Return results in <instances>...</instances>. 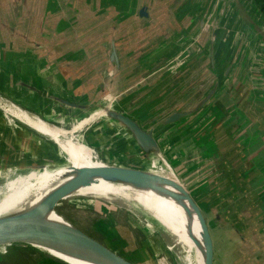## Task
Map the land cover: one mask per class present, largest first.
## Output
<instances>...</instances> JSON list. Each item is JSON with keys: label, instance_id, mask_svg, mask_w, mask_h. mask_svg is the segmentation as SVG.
Listing matches in <instances>:
<instances>
[{"label": "crops", "instance_id": "crops-1", "mask_svg": "<svg viewBox=\"0 0 264 264\" xmlns=\"http://www.w3.org/2000/svg\"><path fill=\"white\" fill-rule=\"evenodd\" d=\"M0 97L52 127L115 101L161 156L101 119L77 134L100 161L163 167L199 207L213 264H264V17L252 0H0ZM19 123L0 111V169L62 162L52 140Z\"/></svg>", "mask_w": 264, "mask_h": 264}, {"label": "bare ground", "instance_id": "bare-ground-1", "mask_svg": "<svg viewBox=\"0 0 264 264\" xmlns=\"http://www.w3.org/2000/svg\"><path fill=\"white\" fill-rule=\"evenodd\" d=\"M0 104L7 113L26 122L31 129L52 140L57 145L63 161L76 170L73 174L65 167L55 168L56 161H49L42 165L30 166V169L21 166L0 171V227L73 230L75 227L72 228L73 226L56 212L52 210L42 212L41 208L50 195L62 187L79 182L65 199L94 198L151 217L167 234L172 243L170 249L184 255L185 264H189L190 257L192 264H204V245L197 217L182 194V185L172 179L170 174L162 169L163 167L157 166L155 170L129 168L132 171L143 172L145 179L137 189L130 185H118L114 180L118 173L123 174L124 171H113L114 167L102 163L96 152L86 145V138L80 135L74 140L63 139L67 134L62 126L52 127L8 101L0 100ZM100 111V115L94 113L80 123L72 125L71 128L80 129L76 131L79 133L103 118L118 125V120L107 116V111L129 117L120 112L116 105L105 107ZM160 156L157 155L156 158ZM126 169L122 170L128 171ZM93 170L100 173H90ZM36 247L65 264H96L64 251Z\"/></svg>", "mask_w": 264, "mask_h": 264}, {"label": "water", "instance_id": "water-1", "mask_svg": "<svg viewBox=\"0 0 264 264\" xmlns=\"http://www.w3.org/2000/svg\"><path fill=\"white\" fill-rule=\"evenodd\" d=\"M138 17L140 19L145 20L149 19V13L146 6L140 8V10L138 11ZM203 24L204 22L201 21V26ZM108 55L111 72L115 75L119 71V63L117 53L112 41L109 44ZM216 88L217 86L208 93L205 99H203V101L199 103L198 106H203L204 104H206L213 97ZM0 100L2 99L0 98ZM60 102L65 106L71 108L83 109L85 111L90 110L89 106L75 105L67 101ZM105 103L108 104V101H105ZM100 109H105V107H95V110ZM0 111H2L8 116H11V118L30 128V126L27 125L26 122L21 121L14 115L7 113L6 109L1 104ZM186 115H188V112L172 113L169 117L164 119L162 124L170 125L176 123L180 119L184 118ZM107 116L115 117L118 120V125L123 127L129 133L132 140L136 143L138 148L144 154H160V149L155 139L152 137L151 131H145L144 129H142V127L138 125L136 121L120 113L107 111ZM58 167H65L70 173L73 174L74 172H76L73 166L69 165L68 163H65L63 160L55 168ZM122 169H126L128 171ZM113 171H124L123 174L118 173L116 179L114 180V182L118 185H130L132 188L137 189L138 185L142 182V180L145 179V174L143 172H138L139 170L132 171L128 167H114ZM91 172L100 173L97 170L90 171V173ZM77 183L79 184V182ZM78 184L75 183L67 185L50 195L42 205V212L45 210H52L53 212H56V214L61 216L66 222H68L63 217V215H61L60 210L55 208L56 206L58 208L60 205H62V202L68 201L64 199L70 194V192H72V190H74V188ZM181 191L197 217L204 245V264H213V244L206 221L199 207L197 206L195 201L190 197L188 192L184 188ZM14 245H28L39 250L40 253H38L36 257H31L30 254L17 253L14 248L12 250H8L9 247H12ZM36 246L64 251L71 255L80 257L96 264H154L146 256H144L142 252L135 249H131V246H119L114 241L107 239L101 241L78 227H75V229L69 231H61L56 229H31L28 227L13 226L0 227V264H29L31 260H36L35 264H65L50 256L45 251L37 248Z\"/></svg>", "mask_w": 264, "mask_h": 264}, {"label": "rangeland", "instance_id": "rangeland-1", "mask_svg": "<svg viewBox=\"0 0 264 264\" xmlns=\"http://www.w3.org/2000/svg\"><path fill=\"white\" fill-rule=\"evenodd\" d=\"M111 105L115 107L117 103L112 100L107 104L104 101L96 107L103 108ZM94 112L97 115L101 114L100 110H95ZM82 120L83 119H79L78 117H75L73 120L69 119L70 126L66 124L65 127H63V130H65L67 134V137L63 139H76L78 137V132L76 131L80 129H72L71 124H78V122L80 123ZM103 120L107 121L104 118ZM88 148L92 149L91 147ZM60 156L63 159L61 154ZM156 156L157 155H154V157ZM149 165L150 161L144 168H148ZM0 171H5V169H0ZM179 183L181 182L179 181ZM80 199L84 202L78 201ZM65 200L68 201L62 202V205L58 208L56 206L55 209L60 210L61 215L63 214L64 218L73 226L88 232L95 238L101 241H104V239L111 240L119 246H131V249L135 250V246L145 248L148 255L156 258L154 259V262L157 264L186 263L183 259L184 255L182 256L179 252H177V250L170 249L172 243L167 234L151 217L143 216L141 214L139 215L137 211H128L94 198L74 197ZM152 231L155 232L153 233ZM129 243L131 245H128ZM13 248L17 251V253L30 254L31 257H36L38 253H40L39 250L28 245H14L9 247L8 250H12ZM192 262L193 261H191L190 257L189 264H192ZM35 263L36 260H31L29 264Z\"/></svg>", "mask_w": 264, "mask_h": 264}, {"label": "trees", "instance_id": "trees-1", "mask_svg": "<svg viewBox=\"0 0 264 264\" xmlns=\"http://www.w3.org/2000/svg\"><path fill=\"white\" fill-rule=\"evenodd\" d=\"M255 6L258 8L261 15L264 17V0H252Z\"/></svg>", "mask_w": 264, "mask_h": 264}]
</instances>
